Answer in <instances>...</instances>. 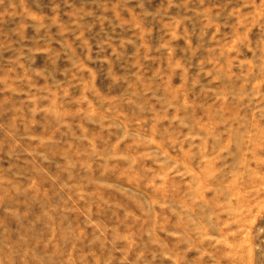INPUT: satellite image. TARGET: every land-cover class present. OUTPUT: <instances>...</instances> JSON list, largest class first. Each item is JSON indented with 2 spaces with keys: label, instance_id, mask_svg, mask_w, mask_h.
Segmentation results:
<instances>
[{
  "label": "rangeland",
  "instance_id": "obj_1",
  "mask_svg": "<svg viewBox=\"0 0 264 264\" xmlns=\"http://www.w3.org/2000/svg\"><path fill=\"white\" fill-rule=\"evenodd\" d=\"M0 264H264V0H0Z\"/></svg>",
  "mask_w": 264,
  "mask_h": 264
}]
</instances>
